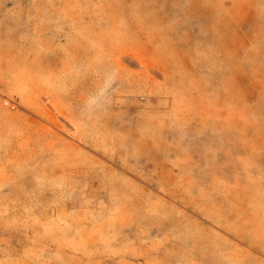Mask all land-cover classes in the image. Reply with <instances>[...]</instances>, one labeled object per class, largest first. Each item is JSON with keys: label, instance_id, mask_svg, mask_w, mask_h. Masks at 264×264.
I'll return each instance as SVG.
<instances>
[{"label": "rangeland", "instance_id": "1", "mask_svg": "<svg viewBox=\"0 0 264 264\" xmlns=\"http://www.w3.org/2000/svg\"><path fill=\"white\" fill-rule=\"evenodd\" d=\"M0 264H264V0H0Z\"/></svg>", "mask_w": 264, "mask_h": 264}, {"label": "crops", "instance_id": "2", "mask_svg": "<svg viewBox=\"0 0 264 264\" xmlns=\"http://www.w3.org/2000/svg\"><path fill=\"white\" fill-rule=\"evenodd\" d=\"M181 158H184V157H182L181 155H177V159L176 160H180ZM195 158L196 157L190 155L188 157V161L192 162L193 160H195Z\"/></svg>", "mask_w": 264, "mask_h": 264}]
</instances>
